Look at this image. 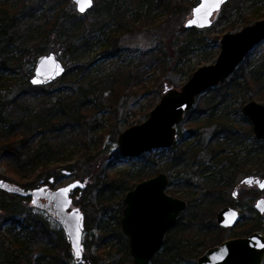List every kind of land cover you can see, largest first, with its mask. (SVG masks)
I'll return each instance as SVG.
<instances>
[{
    "label": "trees",
    "instance_id": "16d2710c",
    "mask_svg": "<svg viewBox=\"0 0 264 264\" xmlns=\"http://www.w3.org/2000/svg\"><path fill=\"white\" fill-rule=\"evenodd\" d=\"M197 2L93 0L91 9L82 13L87 21L69 9L70 0H0V82L2 71L20 68L25 58L31 57L33 62L51 50V41L63 46L61 62L65 64L63 76L49 85H30L28 69L21 74L20 89L11 99L0 94V165L20 179L42 165L35 179L19 184L23 188L46 184L52 188L60 174L73 173L72 164L62 166V172L47 165L60 160L59 155L68 146L78 144L83 162L90 164L93 154L84 138L87 114L108 109L114 119L122 108L120 100L124 104L129 94L150 97L145 105L150 111L166 91L161 94L169 83L165 76L180 72L190 53L204 52L203 61L215 60L220 49L216 26L226 22L228 30L237 29L240 20H247L245 11L252 0H228L207 29H186L178 23L164 45L157 43L137 50L130 63L120 61L116 70L103 71L105 60L129 53L128 47L122 45L125 33L143 31L157 20L181 21ZM251 55L249 52L222 83L196 98L182 119L188 134L176 131L172 147L142 153L136 159H142L143 166L135 172L116 176L108 165L103 176L87 187L81 201L72 200L84 214V229L96 228L98 232L92 243L85 241V248L89 250L94 245L99 257L92 255L77 264L132 263L120 226L122 198L136 183L159 172L168 175V194L183 199L187 207L148 264H196L199 255L229 236L264 232V214H258L253 207L248 209L250 219L242 214L235 225L244 223L241 234L230 235L233 228L217 226L215 216L225 206H238L231 198V190L241 174L264 176V141L254 138L249 119L241 112V106L249 100L264 102V53L254 61ZM148 78H152L155 88L147 83ZM56 83L60 84L58 92L51 95L47 86ZM245 93L249 95L244 97ZM238 103L240 107L232 109ZM120 158L124 157L118 154ZM93 190L95 204L87 200ZM7 196L27 199L0 191V212L6 213L0 218V264H41V260L45 264H70L75 258L62 229L51 227L39 213L14 207ZM5 224L9 226L6 230ZM103 251L113 258L104 257Z\"/></svg>",
    "mask_w": 264,
    "mask_h": 264
},
{
    "label": "water",
    "instance_id": "95a60500",
    "mask_svg": "<svg viewBox=\"0 0 264 264\" xmlns=\"http://www.w3.org/2000/svg\"><path fill=\"white\" fill-rule=\"evenodd\" d=\"M228 0L216 7L215 0H198L192 7L191 16L183 24L186 29H207L212 25L215 12L220 11ZM85 13L91 9L87 7ZM203 5V7H202ZM196 9H200L196 12ZM264 42V18L242 29L225 33L219 41L220 49L212 64L201 65L180 90L167 89L159 102L150 110L148 118L140 124L131 125L119 133L117 145L124 158H137L142 153L162 150L173 146L176 139V127L182 123L184 114L192 109L196 98L207 90L227 79L239 66L249 52ZM30 85L46 86L63 76L65 64L54 52L41 54L35 60ZM36 81V82H34ZM242 115L249 119L255 139L264 141V105L249 100L241 106ZM69 176L70 172H64ZM52 182V180H51ZM244 182L255 184L257 189L264 190V177L245 178ZM168 176L159 172L152 178L136 183L132 190L125 193L123 199L121 231L127 237L131 255V264H148L164 243L166 233L176 224L179 215L186 209V202L166 192ZM85 184L72 181L65 186L51 189L41 185L33 189H24L6 180H0V191L28 198L31 207L46 214H51L60 225L70 244L72 254L78 263H82L84 235V214L73 206L71 193L82 190ZM11 189V190H10ZM68 191L62 192V190ZM36 203H33V201ZM254 210L264 214V197L255 201ZM216 224L223 229L237 225L242 215L232 206H225L216 213ZM79 234L80 256L75 255L73 241ZM264 232L252 231L241 237H231L219 245L211 246L199 255L196 264H263Z\"/></svg>",
    "mask_w": 264,
    "mask_h": 264
},
{
    "label": "rangeland",
    "instance_id": "374dc122",
    "mask_svg": "<svg viewBox=\"0 0 264 264\" xmlns=\"http://www.w3.org/2000/svg\"><path fill=\"white\" fill-rule=\"evenodd\" d=\"M48 4H49L48 1H45L44 5L47 6ZM69 9H72L77 16H80V18L86 19L88 21V19L86 18L87 16H83L84 14L78 13L75 4L72 2V0H70ZM190 10L186 17H184L181 21L179 20L176 23H173L171 19L168 20L167 23H163V21L157 20L154 25L147 27L143 31L136 33L135 32L125 33V35L122 36V45L125 48L128 47V49L130 50L129 53L126 55V57H121V58L115 57V59L105 60V62L101 66V68L104 69L103 71L111 72L116 70L117 66L120 64V61L125 62V64L130 63L131 61H133V54L136 53L137 50L147 49V47L154 46L157 43H162L161 45H164L170 39V37H172L171 33L176 32V29L178 28V23H181V25H183L185 21L188 20V18L191 16ZM245 12H246L247 20H243V19L240 20L237 24V29L235 30L232 31L228 30L227 29L228 23L226 22L225 23L222 22L220 25L216 26L217 28L216 34L220 36V39L221 36L224 35L225 33L236 32L242 29L244 26L252 25L255 21L262 20L264 18V0H252V2L248 5ZM88 15L89 17L91 16V14ZM218 16L219 15L216 13L215 16L213 17V22L216 20ZM165 18L166 17H163V19ZM51 42H52L50 47L51 50L48 49L47 51H45V53L55 52L57 57L60 59V61H63V56H62L63 46L57 44V42H53V41ZM263 53H264V42L261 45L255 47L254 50L251 51L252 55L250 57V60L254 61L258 59L261 55H263ZM203 55L204 52L201 53L192 52L188 56L189 57L188 60H186L181 66L182 70L180 72H169L165 76L166 79H168L169 83L166 84L165 88L161 89V94L165 91L164 89L167 90L170 88H175L180 90L181 86L189 79V75L191 73H193L195 70L201 67V65L212 64V62L215 61L214 59H212L208 62H205L203 61V57H204ZM35 60L32 62L31 57L25 58L24 61L22 59L21 63L23 65L20 68L18 67L14 68L13 71L9 69L2 71L1 74L3 76V79L0 82L1 83L0 94L4 95L6 98L11 99V97L14 96V94H16L20 89L19 79L21 74L23 72L26 73L28 69L31 70L30 75L32 74L33 68L35 66L34 64ZM147 80H148L147 83H149V85L152 86V88H155L156 84L153 82L152 78H148ZM160 80L163 81V77H161ZM59 85L60 84L56 83L52 87L47 86L48 89L51 91V95L57 94L58 90L56 89L59 87ZM106 94L108 93L106 92L104 95L106 96ZM245 94L246 95L244 97H247L249 95L248 93ZM149 98H143L140 95L135 96L134 94H129L124 104L120 100L122 108L120 107L118 117H115L114 118L115 120L111 118V114L109 113L108 109L107 110L102 109L99 112L92 113L90 115L87 114L85 118L86 133L84 135L85 136L84 138L87 147H90V152L91 154H93V159H91L90 161L91 163L85 164L83 162V158L81 157L82 154L81 148L78 146V144L68 146L66 152L59 155L60 160L50 161L48 162L47 165L48 167L53 168L55 172H62L63 171L62 166H67L68 164H72L75 165L74 167H72L73 173L67 177L65 176L64 173L60 174L54 186L52 188L51 187L49 188L57 189V187L65 186L72 181L79 180L83 182L85 186L82 190H78V192L74 193L72 198L73 201H81L84 192L87 190V187L89 185L95 184L99 180L98 179L99 175L103 176L102 171L108 165L109 167L111 166V171H112L111 173L116 174V176L120 175L122 172L131 173L142 168L143 166L142 159L141 160H137L136 158H131V159L120 158V160L117 159L118 154L119 155L121 154L119 145H117V139L121 131H123L124 129L128 128L131 125L140 124V122L148 118L146 117V115L150 114V111L145 109V105L148 103L147 100H149ZM159 98L155 101V104H153L152 108L159 102ZM258 102L264 105L263 101H258ZM237 107H240L239 103L236 104L235 107L232 109H235ZM113 122H116L115 123L116 126H113L112 124ZM176 131L180 132L182 135L188 134L183 122L177 125ZM41 166L42 165L35 166L34 169L30 171V175L28 174L25 179L23 178L20 179L17 175L12 174L11 171L6 169L5 165H0V180H6L7 182L13 185L16 184L21 187V185L19 184L20 181L25 182L26 180L35 179V175L38 173ZM86 174L87 177L82 178V175H86ZM78 175L81 176L82 179L80 177L76 178V176ZM249 175H255V173ZM249 175L246 176L244 174H241L238 177V179L235 182L236 183L235 188L231 190L232 193L231 198L236 202V204H238V206L234 208L238 209L241 215L242 214L246 215L250 219L252 213L249 212L248 209L250 207H253L254 209L255 201L260 197H264V190L259 191L254 186H250V185L248 186L245 183H242L243 178L248 177ZM260 176H262V174ZM36 181L38 182V180ZM170 187L171 186H167L166 192ZM24 189H33V188H24ZM95 195H96V190H93L91 193H89V196H87V200L90 201L92 204H95ZM5 198L8 199L11 203H13L12 205L14 207L15 205H17L18 209L24 210L27 208L30 209L32 213L41 214L43 217H45L47 223H50L51 227L53 228L60 227V225L56 223L55 219L49 213L46 214L44 212L39 211L38 209L37 210L33 209L27 199L21 200L18 197L10 198L9 196ZM73 206L80 209V205L78 206L73 203ZM97 207L98 206L96 205V208ZM113 213L114 211L108 212L105 218L108 219L110 215H112ZM5 215L6 213L4 211L0 212V218H2V216ZM243 226L244 223H241L240 226L231 229L230 235L232 233L241 234V232H243L241 231ZM8 227L9 226L5 224L3 226V229L6 230ZM83 232L84 235L82 237V243L84 248L82 253L83 254L82 262H85L86 259L89 258V256L99 255V253L95 251L94 245H92L91 248H89V250L85 248V241L92 243L93 240L96 239L98 232L96 228H89L88 230L84 229ZM241 236H245V235L234 236V237H241ZM124 237L127 240V237L125 235ZM231 237L233 236H229L228 239H230ZM102 254L104 257L113 258V256H108V253L105 254L104 251ZM41 264H45V262L41 260ZM70 264H77L76 259L74 260L72 259Z\"/></svg>",
    "mask_w": 264,
    "mask_h": 264
},
{
    "label": "snow or ice",
    "instance_id": "6c2138e0",
    "mask_svg": "<svg viewBox=\"0 0 264 264\" xmlns=\"http://www.w3.org/2000/svg\"><path fill=\"white\" fill-rule=\"evenodd\" d=\"M74 2L77 4L78 10L80 12H84L87 7L91 6L92 0H74ZM215 2H216V7L218 8L219 4L223 3V0H215ZM202 7H203V5H202ZM195 11L199 12L200 9H196ZM34 82H36V81H34ZM261 186L264 187V185H261ZM67 191H68V189L62 190V192H65V193ZM33 203H36V201L34 200ZM73 246H74L75 255L77 257H79L80 253L82 251V248L79 246V234L78 233L74 237Z\"/></svg>",
    "mask_w": 264,
    "mask_h": 264
},
{
    "label": "flooded vegetation",
    "instance_id": "af4514ba",
    "mask_svg": "<svg viewBox=\"0 0 264 264\" xmlns=\"http://www.w3.org/2000/svg\"><path fill=\"white\" fill-rule=\"evenodd\" d=\"M249 176H251V177H253V178H259V179L262 178L261 176H259V177H255L254 175H249ZM249 176H248V177H245V178H249ZM245 178H243L242 183H245V182H244V179H245ZM245 184L248 185L247 183H245ZM249 185H250V186H254V187H256V185H255L254 183H253V184H249ZM249 185H248V186H249ZM256 188H257V187H256ZM74 193H75V192H73V194H74ZM173 197H174V196H173ZM237 210H238V209H237ZM238 212H239V211H238ZM239 214H240V213H239ZM233 228H234V227H233Z\"/></svg>",
    "mask_w": 264,
    "mask_h": 264
},
{
    "label": "bare ground",
    "instance_id": "6f19581e",
    "mask_svg": "<svg viewBox=\"0 0 264 264\" xmlns=\"http://www.w3.org/2000/svg\"><path fill=\"white\" fill-rule=\"evenodd\" d=\"M70 172V171H69ZM70 175H71V172H70ZM6 193V192H5ZM9 194V193H8ZM12 195V194H11Z\"/></svg>",
    "mask_w": 264,
    "mask_h": 264
}]
</instances>
